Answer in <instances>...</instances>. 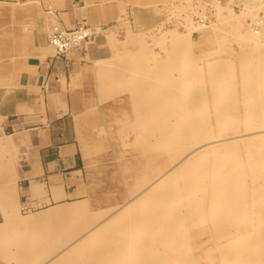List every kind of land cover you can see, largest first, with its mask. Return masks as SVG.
<instances>
[{
    "label": "rangeland",
    "instance_id": "374dc122",
    "mask_svg": "<svg viewBox=\"0 0 264 264\" xmlns=\"http://www.w3.org/2000/svg\"><path fill=\"white\" fill-rule=\"evenodd\" d=\"M128 4L132 7L130 18L128 15L121 24L125 34L120 37L121 40H115L113 37L112 41L106 42L111 55L103 62L101 68H98L101 72L96 74V81L99 82L96 92L101 97V104L88 113L91 119L96 120L92 134L85 140L84 156L87 165L89 164L88 169L95 176V190H98L90 202L72 207L76 211L69 217L50 218L44 223L52 220L55 222L44 225L35 235L31 234L29 242H26L32 251L30 264L83 262L84 259L79 261V258L76 261L78 257L71 255L74 248L78 244L92 243V240L95 242L96 237L107 232L109 222L113 218H118L116 216L127 211L131 205L140 206L145 202L144 196L148 189L150 188V191L157 179L180 159L174 152L171 156L173 146L164 141L161 130L153 128L158 123L157 109H152L149 116L147 108L140 104L143 101H140V98L144 97L146 89L151 85L156 89V86L163 83L171 88L174 84L183 96L182 100L190 99L191 91L212 85L214 97L210 98L209 104L206 103L211 111L210 114L203 113L207 114L206 119H210L207 121L212 126L208 130L209 133L214 132L216 137L226 138L227 134L232 132L228 131L227 127L222 128L223 123L218 120L221 115L219 110H226V117L243 116L241 119L244 120L240 119L238 122L236 119L231 123H235V135L246 134L242 139L255 141L252 147L249 146L250 150L264 148L260 136L249 135L263 129L262 122H253L249 118L254 115L264 117V111H258L259 107H264V0H131ZM203 16L206 17L205 27H201L198 22ZM173 29L175 33H180L177 41L168 37L169 31ZM110 30L113 31H110L109 37L115 35V28ZM252 30H257L258 34H253ZM245 31H249L254 38ZM101 32L100 29L94 30V36ZM159 60L161 63L164 61L162 65H158ZM142 65L153 69L149 75L142 71ZM158 69L162 72V77L166 78L164 82L158 80ZM151 76L152 79H149ZM194 87L196 89L193 90ZM223 87H228L225 88L227 91H224ZM206 98L208 97L202 98L203 101L209 100ZM214 107L219 110L216 111ZM215 112L220 114L218 118ZM203 114H200L201 119L206 116ZM147 117L151 119L147 120ZM168 117V125L176 122L174 118L169 115ZM206 119L204 117L200 122H205ZM230 122L226 124L229 126ZM140 124H143L141 128L138 126ZM215 125L217 127H213ZM224 129L228 132L223 137L220 135L224 133ZM202 143L205 142L200 144ZM196 146L188 144L187 152ZM137 150L143 151L140 153ZM243 153L250 155L251 151ZM253 153L256 155V152ZM167 155L171 156L169 160ZM259 155L257 153V165L264 166V161ZM66 208L71 210V207ZM123 218L125 220L126 217ZM124 220L121 218V221ZM3 245H6V242ZM5 252L2 250L3 257ZM36 261L41 263H35Z\"/></svg>",
    "mask_w": 264,
    "mask_h": 264
},
{
    "label": "crops",
    "instance_id": "0c3cea01",
    "mask_svg": "<svg viewBox=\"0 0 264 264\" xmlns=\"http://www.w3.org/2000/svg\"><path fill=\"white\" fill-rule=\"evenodd\" d=\"M129 1L0 0L2 264H30L26 242L34 231L55 222L32 226L36 231L28 224L31 217L86 204L95 194V176L84 156L96 120L88 113L101 104L96 74L111 55L106 42L125 34L121 24L130 18ZM79 24L102 32L57 55L48 36L56 28ZM112 28L115 35L109 37ZM12 217H18L16 222Z\"/></svg>",
    "mask_w": 264,
    "mask_h": 264
},
{
    "label": "bare ground",
    "instance_id": "6f19581e",
    "mask_svg": "<svg viewBox=\"0 0 264 264\" xmlns=\"http://www.w3.org/2000/svg\"><path fill=\"white\" fill-rule=\"evenodd\" d=\"M200 26L205 27L206 24ZM189 31L191 32V30ZM249 31L245 32L253 39L254 37ZM169 32L168 37L177 41L180 33H175L174 29ZM252 33L258 34V31L252 30ZM242 37L245 38L243 35ZM159 62L158 65H162L164 61ZM142 66V71L146 72L147 75L153 70L145 65ZM156 73L159 76V82L166 80L162 77V72L159 69ZM198 75L201 74L198 73ZM197 77L199 78V76ZM149 79H152V76ZM146 83L149 84V82ZM173 86L172 88L171 86L167 87L164 86V83L156 86L158 89L152 88V85L149 86L150 88L146 89L144 97L140 98V101L143 100L140 104L147 108L146 112H149V116L152 109L153 111L157 109L158 123L153 128L162 131L161 135L164 137V141L173 146L171 156L174 152L176 157L180 159L172 167L168 169L165 167L167 170L164 168L166 171L158 179L156 177L157 181L144 196L146 198L144 204L140 198L142 203L140 206L131 205L128 207L127 211L116 216L120 220L113 218L114 220L109 222L110 227H108L107 232L96 237L95 242L92 240V243L78 244L74 248V253L71 254L73 257L74 255L78 257L76 261L80 258L79 261L84 259L81 262L83 264H264V166L257 165V153L261 155L259 156L264 161V148L250 150L249 146L252 147L255 141L242 139V136L246 134L235 135L233 132L235 123L231 124L236 119L239 122L243 116L234 118L227 115L226 117L224 116L228 113L226 110L217 109L221 114H218L220 115L219 118L217 112L215 114L221 121L220 123L224 124L221 127L225 129L227 127L228 131L232 130V132L230 131L228 135L226 133L228 131L224 129V133L222 132L223 134L220 136L224 137L227 134L228 137L226 136V138L216 137L214 132L209 133L208 130L212 126L207 122L210 119H206L208 118L206 113L211 110L206 103L209 104L210 98L214 97L212 85L194 90L196 89L195 86L194 91L190 93V99L186 100H182L183 96L178 92V88L175 87L176 85ZM122 87L124 86L122 85ZM223 88L224 91H227L225 88L228 87ZM134 90L137 89L134 88ZM205 97H208L209 100L206 98L207 101H203ZM214 108L216 110V107ZM254 109L256 108L254 107ZM260 110L264 111V107H259L258 111ZM204 112L206 113L203 114ZM230 113L233 114V112ZM200 114L206 115L204 116L205 122H200L204 118L201 119ZM168 115L174 118L176 122L168 125L166 123L167 118H169ZM150 119L151 117H147V120ZM249 119L253 122H262L263 129H260L258 133L256 131V133L249 135L260 136L259 138L264 142V117L258 115L255 117L254 115ZM242 120L244 119L240 121ZM229 121L231 122L228 126L226 123ZM142 125L138 126L141 128ZM149 126L152 127L150 124ZM212 130L214 131V129ZM135 141L137 140L135 139ZM201 142L205 143L200 144ZM188 144L197 146L192 151L187 152ZM158 149L160 148L158 147ZM142 151L139 150L138 152L141 153ZM243 152L245 154L250 153V155H244ZM253 152H256V155H253ZM171 156H168L167 159L169 160ZM155 160L157 159L155 158ZM74 211L76 209L71 207V210L70 208L61 209L53 214L39 216L38 219L31 217L28 218V224H30L31 229H34V225L35 227L37 224L42 225L50 218L54 219L57 216L69 217ZM123 217H126L125 220ZM17 218L15 217V219ZM121 218L124 221H121ZM15 219L13 220L16 222ZM22 221L27 223L25 219ZM106 224L108 225L107 221ZM17 232H19L18 229ZM33 233L35 235V231ZM37 248L40 250L39 247ZM27 249L30 251V248ZM24 255L30 257L29 254ZM16 257H20V255Z\"/></svg>",
    "mask_w": 264,
    "mask_h": 264
},
{
    "label": "built area",
    "instance_id": "2783aa9c",
    "mask_svg": "<svg viewBox=\"0 0 264 264\" xmlns=\"http://www.w3.org/2000/svg\"><path fill=\"white\" fill-rule=\"evenodd\" d=\"M200 25L204 26L206 17L198 20ZM94 36V30L89 26L79 24L73 29H54L48 36V44L54 48L57 55L64 56L71 49H76L89 41Z\"/></svg>",
    "mask_w": 264,
    "mask_h": 264
}]
</instances>
